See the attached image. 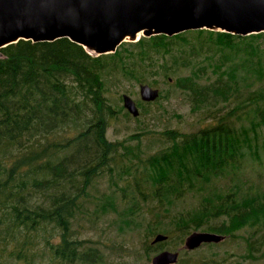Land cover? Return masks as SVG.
Returning <instances> with one entry per match:
<instances>
[{"label":"trees","instance_id":"16d2710c","mask_svg":"<svg viewBox=\"0 0 264 264\" xmlns=\"http://www.w3.org/2000/svg\"><path fill=\"white\" fill-rule=\"evenodd\" d=\"M154 71L186 95L203 123L162 130V145L140 157L137 145L106 137L110 118L124 109L107 93ZM263 159L264 31L140 35L101 54L66 36L0 47L2 264L102 262L100 249L76 235L73 220L103 174L111 184H127L119 200L114 189L101 192L104 212L112 207L135 227L147 218L150 234H167L149 251L204 229L230 237L242 232L243 257L256 259L264 245ZM252 166L259 167L255 178L245 174ZM193 191L196 204L178 207Z\"/></svg>","mask_w":264,"mask_h":264},{"label":"water","instance_id":"95a60500","mask_svg":"<svg viewBox=\"0 0 264 264\" xmlns=\"http://www.w3.org/2000/svg\"><path fill=\"white\" fill-rule=\"evenodd\" d=\"M196 28L237 34L264 31V0H0V47L19 39L51 41L66 36L89 53L101 54L140 35H172ZM159 94L158 87L139 84L142 100H154ZM122 104L133 116L139 114L129 93H122ZM225 237L194 229L185 236L183 248L192 250ZM166 238L157 232L151 242ZM179 255V249L163 248L149 261L127 264H173Z\"/></svg>","mask_w":264,"mask_h":264},{"label":"rangeland","instance_id":"374dc122","mask_svg":"<svg viewBox=\"0 0 264 264\" xmlns=\"http://www.w3.org/2000/svg\"><path fill=\"white\" fill-rule=\"evenodd\" d=\"M147 78L155 80V83H149L146 81ZM145 79L142 81L124 79L120 84L111 86L107 93L110 101L115 103L116 106L123 105L121 97L123 92L129 93L136 101L140 114L137 116L126 115V109H120L115 116L110 118L106 129V137L110 140L137 145L142 151L140 157L158 149L162 145V140L164 141L165 139L164 135L161 136L162 130L167 128L189 130L203 123L200 120V114L191 111L186 95L172 84H169L160 72L154 71L151 75L148 72ZM142 82L158 87L161 96L148 102L142 100L139 95V84ZM143 108H146L145 112L142 111ZM257 168L259 167H246L245 174L255 178ZM261 170H264V164H262ZM138 176H142L140 169L138 170ZM140 181L142 184L145 183L144 178ZM125 186L127 184L123 179L118 180L117 185L111 184L108 181V174L97 177L94 184L89 188L87 204L83 210L77 212L73 220V228L76 230V235L84 239L85 244L97 246L103 253V261L95 264H127L149 261L156 252L149 251L147 248L148 244L155 245V243H151L154 234H150L144 227L148 220L147 218L141 220L142 226L135 227L133 223L127 225L123 220L118 219V212L109 207L110 204L107 203L105 207H109V209L106 212L103 211V201L100 199L101 192L114 189L116 197H113V200L115 198L119 200L122 187ZM198 197L199 193L195 191L187 193L178 204V207H190L196 204ZM142 211H145V209L143 208ZM131 216L127 214L125 219ZM134 219L140 220L138 217H133ZM213 222H217V220ZM240 234L242 235L243 233L240 232ZM241 235H236L235 237L226 236L219 242H208L209 244L211 243V248H208L209 244L202 243L199 247L192 250L183 248L185 236H183L182 240L173 237L170 240L159 243L162 244L161 247L163 248L180 250L179 259L173 264H264V245L257 253L258 257L256 259L243 257L245 244L242 242ZM147 251H149L148 254ZM6 257L7 252H3L0 256V264L5 261ZM16 264L20 263L16 262Z\"/></svg>","mask_w":264,"mask_h":264}]
</instances>
